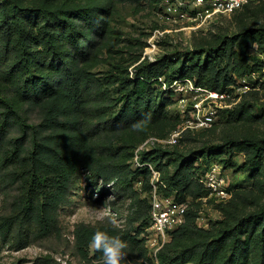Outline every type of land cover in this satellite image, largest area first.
Masks as SVG:
<instances>
[{
  "label": "trees",
  "instance_id": "16d2710c",
  "mask_svg": "<svg viewBox=\"0 0 264 264\" xmlns=\"http://www.w3.org/2000/svg\"><path fill=\"white\" fill-rule=\"evenodd\" d=\"M128 1L136 0H91L83 5L45 0L32 7L0 0V190L10 197L9 212L0 216V247L20 251L59 236L60 209L70 203L77 181L88 173L90 186L100 181L104 185L98 192L111 188L113 196L130 198L129 223L138 226L120 231L79 225L77 255L85 264H103L101 251L95 250L93 257L89 252L94 233L103 231L127 242L126 255L151 260L140 239L150 224L151 205L134 190L135 184L153 190L149 164L160 173L166 188L159 192L165 198L189 203L184 225L158 254L159 264H264V207L243 215L223 207V219L207 229L198 226L195 206L209 193L198 181L197 159L178 148L196 133H186L173 147L140 153L141 168L134 170L131 164L143 143L168 137L180 123L178 116L168 132L153 134L178 96L173 89L164 90L159 79L167 87L190 80L196 87L225 91L237 84L233 74L242 78L264 68V27L225 37L219 46L197 45L191 57L176 61L166 55L155 62L138 59L132 77L128 69L118 67L98 77L92 70L100 45L112 33L109 19L117 3ZM250 41L262 58L246 52ZM253 94L221 111L220 120L261 121L264 110L260 117L255 115L257 104L249 100ZM33 111L39 115L37 123L31 120ZM138 123L140 131L133 128ZM208 150L209 157L243 154L241 167L232 159L227 162L226 167L236 171L254 173L264 167V137H231ZM13 191L16 194L9 195Z\"/></svg>",
  "mask_w": 264,
  "mask_h": 264
},
{
  "label": "rangeland",
  "instance_id": "374dc122",
  "mask_svg": "<svg viewBox=\"0 0 264 264\" xmlns=\"http://www.w3.org/2000/svg\"><path fill=\"white\" fill-rule=\"evenodd\" d=\"M15 1L23 6L32 7L45 0ZM90 1L55 0L57 3L70 5H83ZM104 1L114 2L115 0ZM207 9V4L201 5L194 0H136L135 2L117 3L114 7L115 12L109 19L112 33L109 39L100 45L99 60L97 66L92 70L93 73L102 77L109 70L116 71V67L122 71L125 69L133 71L137 61L140 59L142 61V56L145 55L149 42L154 37L157 50L148 56L152 60H157L166 55L171 60L176 61L190 55L197 45L219 46L225 37H232L248 28L264 27V0L255 2L251 7L231 15H214L211 18H205L204 12ZM181 15L185 16L181 18ZM156 34L157 36H155ZM235 50L239 52L240 47H235ZM246 52L251 57L257 55L262 58V55L258 54L257 45L252 41L248 43ZM263 73L264 68L261 72L243 76L252 87L257 89L253 91V95L249 96V100L257 104L255 115L259 117L264 110ZM232 76L237 84L241 83L238 75L233 74ZM183 94L175 97L176 103L168 107L167 118L163 123L154 127L153 134H165L177 124L176 119L180 116L179 110L195 99L190 93L184 92ZM183 97H185V101L180 102ZM38 116L36 111L31 112L30 117L34 123H37ZM216 123L212 130L202 134L196 133V135L191 136L189 141H185L178 147L184 154H190L197 159L196 167L199 168L200 175L203 174L208 165L220 164L223 167L229 189L233 192V201L231 199L228 203L218 204L205 198L200 201L198 207L195 206L198 209L197 224L200 228L205 229L223 219V207L239 215L264 207V167L254 173L236 171V169L226 167L227 162L232 159L237 167H241L245 162L243 154L208 156L212 154L208 150L210 145L221 144L228 138L264 137V118L255 123H231L226 118L220 120L219 117ZM131 164L134 170L143 167L140 164V159H138V164L135 159ZM146 165L149 166L150 171L154 169L151 165ZM172 169V165L169 164L167 171L171 172ZM88 175V173H83L77 181V186L70 194V203L60 209L59 236L53 235L20 251L6 245L1 246L0 264H85L74 249L77 226L85 225L96 229L108 227L120 231L136 229L138 224L131 226L129 223L132 212L130 198L113 196L111 188L110 191L98 192L97 189L103 190L104 185L100 181L97 187L90 186ZM140 180L144 181L143 178ZM153 183L156 185L157 182L151 174L150 184ZM105 188L109 189L108 186ZM134 190L138 197L147 199L150 205L152 191L146 192L140 188L139 184L134 185ZM157 191L158 196L164 197L159 192L158 185ZM15 194L16 191L9 192V195L14 196ZM174 197L172 196L171 199L175 200ZM9 200L10 197H6L5 193L0 190V216L9 212ZM113 219L116 221L115 224L111 222ZM144 235L145 229L140 236V239L145 241ZM146 251L148 258H150L147 249ZM89 252L90 257H93L95 249L92 245ZM47 257L49 258L47 259ZM101 262L103 263V260ZM125 262L128 264H155L152 260L137 255H126Z\"/></svg>",
  "mask_w": 264,
  "mask_h": 264
},
{
  "label": "built area",
  "instance_id": "2783aa9c",
  "mask_svg": "<svg viewBox=\"0 0 264 264\" xmlns=\"http://www.w3.org/2000/svg\"><path fill=\"white\" fill-rule=\"evenodd\" d=\"M194 1L201 5H203V3L207 4L208 9L204 12L205 18H211L214 15H231L246 5L262 0ZM184 16L185 15H181V18ZM155 36H157V34ZM154 38L149 42L142 61L146 59L150 62L156 61V59L152 60V58L148 56L157 50ZM130 72L132 77L133 71ZM240 79L241 83L231 86L225 91H215L196 87L190 80L174 81L171 86L167 87L164 80L159 79L164 90L173 89L178 95L187 92L193 95L195 99L192 103L183 106V108L179 110L181 124L168 137L163 139L150 138L137 149L134 158L137 164L139 154L142 152H149L158 146L163 148L173 147L177 145L188 132L199 133L212 128L220 117L221 111L233 109L242 101L245 95L251 91L257 90L243 77ZM184 98L185 97H183L180 102H184ZM151 172L157 183L156 185L154 183L152 184L150 224L149 227L145 229L144 238L150 259L155 264H159V252L171 241V234L184 225L186 221L188 203H178L171 198L158 196L157 185L158 188H166V186L160 181L159 172L154 169H152ZM198 181L208 191L209 196L207 198L213 200L215 203H228L233 197V192L229 189L223 167L219 164L210 165L205 172L200 175Z\"/></svg>",
  "mask_w": 264,
  "mask_h": 264
},
{
  "label": "clouds",
  "instance_id": "9594fccd",
  "mask_svg": "<svg viewBox=\"0 0 264 264\" xmlns=\"http://www.w3.org/2000/svg\"><path fill=\"white\" fill-rule=\"evenodd\" d=\"M137 131L142 130L140 123L133 125ZM113 224L116 221H111ZM92 247L103 253V264H124L126 260V253L124 249L127 248V242L119 237L109 236L106 232L96 231L91 241Z\"/></svg>",
  "mask_w": 264,
  "mask_h": 264
}]
</instances>
